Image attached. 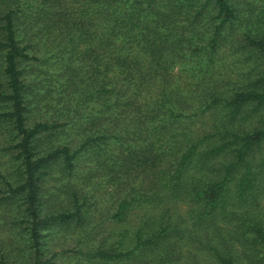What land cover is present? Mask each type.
Returning a JSON list of instances; mask_svg holds the SVG:
<instances>
[{"label":"trees","instance_id":"16d2710c","mask_svg":"<svg viewBox=\"0 0 264 264\" xmlns=\"http://www.w3.org/2000/svg\"><path fill=\"white\" fill-rule=\"evenodd\" d=\"M240 3L0 0L13 164L0 192L26 245L0 264H68L43 256L44 230L88 209L46 210L40 183L92 148L116 197L108 233L79 249L83 264H264V3L245 17ZM40 59L60 66L65 88L55 118L30 124L20 63ZM61 130L73 147L38 150Z\"/></svg>","mask_w":264,"mask_h":264},{"label":"rangeland","instance_id":"374dc122","mask_svg":"<svg viewBox=\"0 0 264 264\" xmlns=\"http://www.w3.org/2000/svg\"><path fill=\"white\" fill-rule=\"evenodd\" d=\"M262 3L264 0H242L239 4L242 8L240 14L245 17L259 12ZM234 55L235 53L228 54L226 60ZM20 65L23 69L22 77L27 84L26 122L31 124L35 120L54 119V114L60 109L62 101L60 96L63 95L65 88L60 66L53 64L50 59L28 60L21 62ZM75 137L72 131L63 130L58 135H42L37 148L43 150L65 139L68 141L71 139L73 147L75 140L72 139ZM4 144H6L5 133L0 127L1 188L5 187L4 178L13 173V164L2 148ZM93 150L97 148L82 149L69 172L57 173L56 167L50 168L40 183L42 203L46 210L71 209L81 201H84L83 209L85 207L88 209L86 217L79 223L71 222L51 227V230L49 228L44 230L45 235L41 243L43 256H51L58 263L83 264L85 261L79 249L97 243L108 233L113 224L108 215L114 205L116 187L107 181L109 172L107 169L104 170V164L94 169L95 155L91 153ZM71 192L75 194L73 199ZM2 194L0 192V256L9 258L7 254L13 253L12 257L19 261L24 257L22 250L26 248L24 237L20 234L23 232L24 223L18 224L17 220H14V211L2 202Z\"/></svg>","mask_w":264,"mask_h":264}]
</instances>
